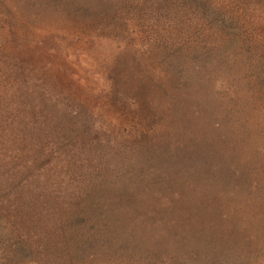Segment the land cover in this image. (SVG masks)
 <instances>
[{
	"label": "rangeland",
	"instance_id": "rangeland-1",
	"mask_svg": "<svg viewBox=\"0 0 264 264\" xmlns=\"http://www.w3.org/2000/svg\"><path fill=\"white\" fill-rule=\"evenodd\" d=\"M0 264H264V0H0Z\"/></svg>",
	"mask_w": 264,
	"mask_h": 264
}]
</instances>
